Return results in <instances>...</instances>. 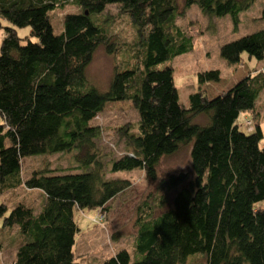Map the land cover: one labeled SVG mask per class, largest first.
<instances>
[{"label": "trees", "instance_id": "1", "mask_svg": "<svg viewBox=\"0 0 264 264\" xmlns=\"http://www.w3.org/2000/svg\"><path fill=\"white\" fill-rule=\"evenodd\" d=\"M71 3L57 32L52 13ZM251 0H0V196L16 188L40 192L41 210L0 204V235L17 231L18 244L8 264H77L72 247L74 210L106 212L107 204L130 186L106 174L140 170L157 181L160 159L189 146V174H171L170 206L154 195L135 209L132 259L120 249L100 264H184L199 256L203 264H264V149L257 123L239 131V115L253 113L264 90V74L238 80L208 99L190 94L185 109L177 99L172 67L166 62L192 48L175 24L188 6L206 18L237 15ZM108 5L125 16L132 41H112L109 22L100 17ZM105 18V17H103ZM262 26L219 46L231 67L242 54L264 61ZM29 28L18 36L17 29ZM34 40H30V38ZM100 46L120 54L108 86L97 91L85 81V68ZM164 67H159L164 65ZM197 83L219 81L217 70L196 75ZM129 102L137 113L135 131L123 132L125 154L104 164L96 144L100 129L90 126L106 104ZM204 116L202 126L192 119ZM244 129V128H243ZM73 153L79 172H31L22 179L26 158ZM11 207V206H10ZM4 243L0 237V252Z\"/></svg>", "mask_w": 264, "mask_h": 264}, {"label": "rangeland", "instance_id": "2", "mask_svg": "<svg viewBox=\"0 0 264 264\" xmlns=\"http://www.w3.org/2000/svg\"><path fill=\"white\" fill-rule=\"evenodd\" d=\"M177 1L180 6L184 0ZM262 8H264V0H251L248 8L238 13V22L235 27H233L228 15L208 19L195 5L186 7L185 14L176 18L175 24L181 32L190 36L192 48L186 53L177 55L166 64L172 67V78L177 90V99L185 109L189 105L188 96L194 92L203 91L206 97L210 99L224 93L235 82L247 75L253 76L256 72L264 74V61L248 58L247 54L243 53L241 65L231 67L225 64L218 53L221 44L242 37L244 34L252 33L262 26L259 19ZM75 9L74 5L67 3L62 10H55L52 13L54 32L58 31L56 26L58 27L62 14L74 12ZM100 17L109 22V26L106 27L107 32L112 35V41L120 44L132 41V29L125 16H119L116 13L114 5H108L101 12ZM28 30L27 27H21L17 29V34L18 36H26ZM2 36L3 30L0 28V39ZM31 39L34 40L32 37ZM91 58L85 68V81L97 91H104L114 71L113 68L120 61V54L108 55L104 48L99 45ZM166 64L159 67H164ZM211 70L219 72V81L199 85L196 75ZM257 97L253 113L239 115L236 123L239 131L243 133L245 132L243 125L249 124L252 127L254 123H257L262 131L259 148L264 149V90ZM137 120V113L133 111L129 102L106 104L101 112L91 120L89 125L100 129V139L96 148L104 164L125 154L123 132H134ZM205 121L204 116H197L192 119V122L199 126H202ZM188 149L189 146H183L169 157L160 159L156 167V182L145 180L144 174L140 170L106 174L107 179L128 180L130 186L107 204L106 212L87 209L73 211L72 217L79 229L74 236L75 242L72 247L74 261L77 264H100L120 249L127 251L129 259L134 260L132 259V242L136 231L135 220L137 215L135 209L141 202L149 201L150 197L161 194L168 201L166 207L170 206V199L174 191L166 187V177L182 172L189 174ZM22 163L21 178L23 180L33 171L54 174L79 172L73 159V153L30 157ZM16 203H22L26 208H32L33 212L37 214L42 208L43 197L40 192L26 191L22 187L0 196V204L6 205L8 212ZM258 207H264V200L258 204ZM0 232H2L1 228ZM0 237L4 243V248L0 252V264H8L13 260V249L19 242L17 231L10 229L1 234ZM184 264H203V261L199 256L194 255L189 256Z\"/></svg>", "mask_w": 264, "mask_h": 264}, {"label": "built area", "instance_id": "3", "mask_svg": "<svg viewBox=\"0 0 264 264\" xmlns=\"http://www.w3.org/2000/svg\"><path fill=\"white\" fill-rule=\"evenodd\" d=\"M243 128H244L245 131H247V133L252 130V127L249 124L243 125Z\"/></svg>", "mask_w": 264, "mask_h": 264}]
</instances>
